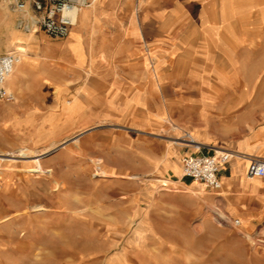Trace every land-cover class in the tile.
Wrapping results in <instances>:
<instances>
[{
	"label": "rangeland",
	"instance_id": "1",
	"mask_svg": "<svg viewBox=\"0 0 264 264\" xmlns=\"http://www.w3.org/2000/svg\"><path fill=\"white\" fill-rule=\"evenodd\" d=\"M220 2L225 3L218 11L221 23L230 21L224 31L247 41L237 42L232 53L220 51L217 80L251 83L250 91L259 93L264 85V0ZM3 5L12 10L14 33L8 34L0 21V53H18L22 59L38 54L44 41L63 40L40 30L25 32L19 26L23 11L12 0ZM7 11L0 7L1 13ZM184 12H179L182 17ZM193 24L186 20L177 33H202ZM172 70V81L180 83L201 74L190 57ZM156 108L163 110L162 105ZM179 109L171 107L174 129L169 135L162 128L140 133L133 121L69 127L61 107L35 81L28 82L21 98L0 100V154L4 159L11 155L14 167L0 169V264H264L259 232L247 234L246 224L241 228L247 216L242 195L234 199L235 191L212 190L198 181H164L157 171L116 169L131 165L138 136L147 148L158 150L188 144L186 135L195 138L185 126L205 131L208 125L211 132L210 121H197L195 107ZM25 151L43 152L39 160L49 171L37 178L24 171L31 164V158L20 157Z\"/></svg>",
	"mask_w": 264,
	"mask_h": 264
},
{
	"label": "crops",
	"instance_id": "2",
	"mask_svg": "<svg viewBox=\"0 0 264 264\" xmlns=\"http://www.w3.org/2000/svg\"><path fill=\"white\" fill-rule=\"evenodd\" d=\"M224 5L220 0L93 2L80 9L77 22L63 40L42 42L39 38L38 54L23 55L4 87L14 100L15 95L22 97L29 81H35L53 105L61 107V115L72 128L133 121L140 133L162 128L170 135L174 129L171 107L179 106L182 112L195 107L197 121L201 125L210 121L211 132L208 125L205 131L185 128L202 148L208 147L205 154L227 155L219 163V189L235 191L234 199L243 196L247 234L258 231L264 242V175L246 176L251 158L264 160V85L259 93H252L251 83L217 80L220 51L224 48L232 53L237 42L247 41L224 31L230 24L221 23L218 17ZM184 9L186 16L182 17L179 12ZM193 9L196 12L188 13ZM5 15L13 19L12 11L0 12L1 22ZM190 18L202 33L183 37L177 29ZM190 41L200 44H187ZM159 53L162 59L156 63ZM189 57L201 68L200 76L196 75L199 79L172 81L173 66ZM159 105L163 110L156 108ZM132 143L131 165L116 169H146L157 171L164 181H193L181 174L183 157L196 153L187 144L178 142L180 146L163 145L157 150L151 145L147 148L139 136Z\"/></svg>",
	"mask_w": 264,
	"mask_h": 264
},
{
	"label": "built area",
	"instance_id": "3",
	"mask_svg": "<svg viewBox=\"0 0 264 264\" xmlns=\"http://www.w3.org/2000/svg\"><path fill=\"white\" fill-rule=\"evenodd\" d=\"M15 9L21 10L18 6H24L31 11L36 20L29 26L25 19L21 17L19 26L25 32L40 30L52 38H63L67 35L68 30L75 24L77 11L90 5L93 0H12ZM74 13L72 14V12ZM19 54L10 52L0 55V100L10 102L13 96L5 89L4 83L6 78L13 72L17 63H19ZM185 141L190 145L191 138L189 135ZM195 147V146H194ZM202 146L199 144L195 147V154H188L182 159L181 174L183 177L193 181L203 183L212 190L220 188V182L217 176L219 163L226 160L227 155L219 156L205 154L200 152ZM264 175V160L251 158L246 171L249 178L261 177ZM234 224H238L235 221Z\"/></svg>",
	"mask_w": 264,
	"mask_h": 264
},
{
	"label": "bare ground",
	"instance_id": "4",
	"mask_svg": "<svg viewBox=\"0 0 264 264\" xmlns=\"http://www.w3.org/2000/svg\"><path fill=\"white\" fill-rule=\"evenodd\" d=\"M94 1H96V0H93V2ZM4 2H6V0H2L1 2H0V6L1 7H3V8H6L8 11L7 12H11L12 10L10 9V8H7V7H5L4 5H3V3ZM92 2V3H93ZM225 10V9H224ZM79 11H80V9L77 11V14H76V21H75V23L77 22V16H78V13H79ZM74 13V11L72 12V14ZM224 14V13H223ZM225 15H227V13L225 14ZM226 18H227V16H226ZM12 20L13 19H10V18H8L6 15L4 16V20L1 22L2 23V25H3V27L5 28V30H6V32L8 33V34H13L14 32H13V30H12V28H11V26H12ZM1 30V29H0ZM1 31H3V29L1 30ZM223 31V30H222ZM2 33V32H1ZM17 33V32H16ZM222 33V32H221ZM225 33V32H224ZM5 34V33H4ZM3 34V35H4ZM226 34V33H225ZM9 35V36H10ZM228 36V35H227ZM1 38V37H0ZM3 38V37H2ZM4 39V38H3ZM9 41V40H8ZM65 46V45H64ZM19 63H20V61L22 60L21 59V55H19ZM156 66V65H155ZM14 70V69H13ZM162 74V73H161ZM10 76V75H9ZM8 76V77H9ZM8 77L6 78V80L5 81H7V79H8ZM168 81V80H167ZM166 81V82H167ZM163 87V86H162ZM162 87H161V89H162ZM167 88V87H166ZM49 126V125H48ZM49 128V127H48ZM8 133L9 132H7L6 133V137H4L5 139L8 137ZM191 144L193 145V146H198L199 145V142L194 138V137H191ZM43 152H39V153H35L34 155H30L29 154V152H27V151H25V152H23L22 154V156H20L21 158H31L30 159V162H31V164H29V165H24L23 167V170L24 171H27L28 173L30 172L31 173V175L32 176H35L36 178L39 176V175H42L43 173H45V172H48L49 171V169H45L44 168V166L42 165V163L40 162V160H39V157H40V155L42 154ZM234 156V155H233ZM237 156V155H236ZM12 156L10 155V156H8V158H11ZM5 158V156H3V154H0V169H12V168H14L13 167V165H11L10 164V160L7 158V159H4ZM28 162V161H27ZM96 174H98V173H94L93 175H96ZM15 185V184H14ZM14 191H15V189H14ZM17 192V191H16ZM14 195H15V193H14ZM17 197V196H16ZM18 199V198H17ZM24 199V198H23ZM23 201V200H22ZM28 203V202H27ZM26 204V203H25ZM23 207V206H22ZM40 207V206H39ZM26 215V214H25ZM24 224V223H23ZM246 224V221L243 219V222H242V225H241V228L242 227H244V225Z\"/></svg>",
	"mask_w": 264,
	"mask_h": 264
},
{
	"label": "clouds",
	"instance_id": "5",
	"mask_svg": "<svg viewBox=\"0 0 264 264\" xmlns=\"http://www.w3.org/2000/svg\"><path fill=\"white\" fill-rule=\"evenodd\" d=\"M16 3L18 4V0H16ZM20 9L23 10L22 12V16L25 19L26 23L31 26L34 21L36 20V18L34 17V15L31 13L30 10L25 9L24 6H18ZM2 83H0V87H2Z\"/></svg>",
	"mask_w": 264,
	"mask_h": 264
}]
</instances>
